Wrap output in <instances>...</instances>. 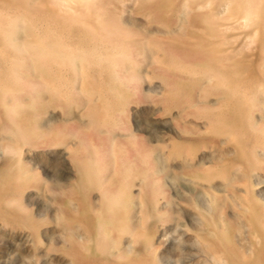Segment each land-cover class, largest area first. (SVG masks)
<instances>
[{
    "label": "rangeland",
    "instance_id": "obj_1",
    "mask_svg": "<svg viewBox=\"0 0 264 264\" xmlns=\"http://www.w3.org/2000/svg\"><path fill=\"white\" fill-rule=\"evenodd\" d=\"M115 2L88 6L87 12L107 15ZM28 3L27 8L15 7L10 0H0V15L4 19L22 15L35 36L31 44L36 39L52 44L46 47L56 51L50 56L66 60L60 65L51 59L46 64L50 79L43 80L35 72L32 81L38 87L43 82L58 88L52 95L69 98V106L67 110L60 107L50 87L39 96L42 109L32 111L34 132L24 139L0 132V170L14 160L30 176L17 182L21 188L13 196L15 202L6 204L5 189L0 187L4 203L0 264H74L70 250L76 244L84 254L102 255L110 249L120 264H228L214 250V241L241 255L253 254L259 240L250 225L249 205L264 212V137L255 130L256 136L251 130L244 132L241 125L223 127L205 118L201 106H216L219 96L204 95L202 87L193 93L194 104L165 105L163 79L150 58L151 51L157 53L150 47L140 51L143 60L137 70L141 74L135 79L132 61L123 68L111 59L122 55L120 46H110L116 42L112 34H103L106 40L101 47L75 43L58 20L48 18L43 4ZM135 7V2H116L122 12L120 24L131 36L161 38L171 30L179 35L177 26L164 28ZM66 20L71 21L69 15ZM262 33L258 30L246 48L254 63L264 52L259 43ZM130 49L135 54L131 44ZM7 61L3 67H8ZM31 84L0 72L2 89H15L24 99L29 93L22 89ZM172 87L174 97L186 100L185 86L176 82ZM252 117L257 128L264 127L263 106L254 109ZM51 128L52 138L47 131ZM89 157L93 173L86 185L77 164ZM225 164L229 170L220 171ZM122 183L130 195L122 210L129 232L122 228L115 244L100 236L90 242V233L69 217L83 210L100 222L110 213L102 209L98 215L102 203L107 204L105 199H112Z\"/></svg>",
    "mask_w": 264,
    "mask_h": 264
},
{
    "label": "bare ground",
    "instance_id": "obj_2",
    "mask_svg": "<svg viewBox=\"0 0 264 264\" xmlns=\"http://www.w3.org/2000/svg\"><path fill=\"white\" fill-rule=\"evenodd\" d=\"M28 1L10 0L13 6L25 8L29 6ZM114 1L38 0L39 4H43L49 11L48 18L55 22L58 20L59 27L67 30L68 37H72L75 43L100 46L99 44L105 43L106 40L103 34H112L113 41L116 42L110 46L112 48H115V45L120 46L122 55L111 59L123 68L128 61H132L131 71L135 79L141 74L137 70L143 60L140 51H148V47L150 50H155L157 54H152L151 51L150 58L156 65V74L161 75L163 79L162 98L165 105L180 107L184 102L194 104L193 93L197 88L202 87L204 95L211 93L219 96L216 106L207 104L201 106L202 110L205 109L202 113L205 118L223 127L241 125L244 132L251 130L253 133L250 134L256 136L255 130L258 135L264 137V130H259L264 127L257 128L252 117L254 109L262 106L264 109V88L258 87L264 85V52L258 63L252 62V55L246 52V48L251 45L252 39L260 29L263 33L259 43L264 49V0H127L136 3V12L147 14L153 22L164 28L177 26L179 31V35L171 30L166 37L158 38L152 35L147 40L137 39L122 28L120 24L122 12L120 13L116 8L118 0L107 15L101 14L102 12L98 10L87 12L88 6L104 7ZM54 3L55 6L51 5ZM83 9L86 11L78 13ZM57 10H60L59 13ZM75 13L81 17L77 19L72 15ZM67 15L71 21L66 20ZM24 19L22 15H16L12 19H4L0 15V60H2L0 72L4 73V77L10 74L32 83L22 89L29 93L28 99H24L15 89H2L0 86V132L14 139H24L27 134L35 131L32 111L42 109L43 103L39 96L49 92L50 87L52 88L50 95L56 98L55 102L64 110L69 106V98L52 95L58 88L43 82L40 83V87L34 85L32 76L35 72L43 80L50 79V72L46 67L48 61L52 59L55 63L63 65L66 60L57 61L50 56L56 53L55 49L52 51L46 49L47 45L52 44H43L40 39H36L31 44L35 36ZM242 33L243 37H241ZM130 44L135 54L131 52ZM159 51L162 53L160 57H158ZM169 58H173L172 63ZM179 60L185 61L186 64L178 63ZM4 61H7L8 67H3ZM171 66L173 69H170ZM168 69L170 71H165ZM193 70L196 72L191 74ZM102 73L105 74V70ZM176 82L180 86H185L188 95L186 100L183 97H174L172 85ZM132 84L137 85L134 81ZM91 96L88 95L89 98ZM47 131L51 133L48 134L50 138L55 135L54 129ZM108 131L111 132L109 129ZM173 146L175 150L176 145ZM240 157L246 159V153L240 151ZM18 165L16 161L9 160L0 170V187L5 189L6 204L16 201L13 196L21 188L17 182L30 178L29 174L18 168ZM90 165H92L91 157L81 158L77 164L80 179L86 185H89V178L93 173ZM229 168L230 166L225 164L220 171ZM122 185L123 183L114 192L112 199H105L107 204L102 203L98 215L102 214V209L110 210V213L104 214L100 222L83 210L79 216L69 217L90 233V242L100 236L103 241L107 240L115 244L122 228L123 232H129L122 210L127 208L126 201L130 199V195L128 191L125 192ZM2 204H4L3 197L0 195V208ZM249 207L252 213L250 225L259 243L253 248V254L244 256L214 241V250L221 252L228 264H264V212L254 205ZM32 231L36 233L34 232L36 230L32 229ZM70 254L74 264H120L114 261L110 249L104 250L102 255L94 251L84 254L80 245L76 244V247L70 250Z\"/></svg>",
    "mask_w": 264,
    "mask_h": 264
}]
</instances>
